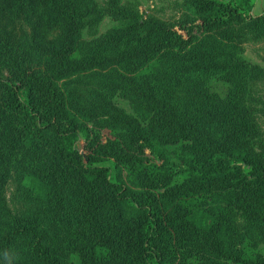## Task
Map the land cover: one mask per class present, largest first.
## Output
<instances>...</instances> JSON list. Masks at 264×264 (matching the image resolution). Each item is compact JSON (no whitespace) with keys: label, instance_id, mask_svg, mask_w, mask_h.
I'll return each instance as SVG.
<instances>
[{"label":"trees","instance_id":"1","mask_svg":"<svg viewBox=\"0 0 264 264\" xmlns=\"http://www.w3.org/2000/svg\"><path fill=\"white\" fill-rule=\"evenodd\" d=\"M160 1L0 0V264H264V15Z\"/></svg>","mask_w":264,"mask_h":264},{"label":"rangeland","instance_id":"2","mask_svg":"<svg viewBox=\"0 0 264 264\" xmlns=\"http://www.w3.org/2000/svg\"><path fill=\"white\" fill-rule=\"evenodd\" d=\"M152 1H154L156 6H161L160 0H148L149 5H152L151 3ZM148 3L146 2L145 4ZM166 3L167 2L165 1L163 5H166ZM145 6L147 5H139V8L144 11ZM171 12L172 11L166 7V13L170 14ZM258 14L264 15V0H255V4L251 11V15L256 16ZM240 47H241V55L243 57L249 59L254 63L260 64L264 68V39L259 41H245L240 44ZM209 87L212 91H216L217 93L223 96L226 94L229 84L224 80H222L219 76L213 75L209 78ZM94 130L100 133L103 139L114 138L116 132L115 130H110L106 128H96ZM177 178L180 179L181 176H178ZM28 182H29L28 178L24 177L23 185H28ZM13 186H14V179L11 178L9 188L12 189ZM19 198H22V195H20ZM258 249L264 255V244L261 245L259 244ZM77 262H78L77 259L73 257V263L77 264Z\"/></svg>","mask_w":264,"mask_h":264}]
</instances>
